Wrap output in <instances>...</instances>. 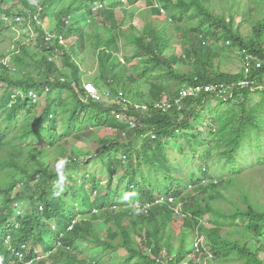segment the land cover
Segmentation results:
<instances>
[{
  "label": "trees",
  "instance_id": "trees-1",
  "mask_svg": "<svg viewBox=\"0 0 264 264\" xmlns=\"http://www.w3.org/2000/svg\"><path fill=\"white\" fill-rule=\"evenodd\" d=\"M108 1L0 0V32L22 27L28 39L36 35L34 45L18 41L0 59V108H7L0 118V264H264L259 250L232 233L243 238L253 228V241H264L261 201L252 204L247 188L243 207L224 208L228 189L264 172V67L237 75L214 69L237 47L264 60V0H246L253 8L250 39L234 29L232 8L239 5L231 0H146L145 26L130 31L115 10L144 0ZM180 37L182 53L168 56ZM88 42L98 73L87 82L99 99L83 79ZM221 83L224 94L202 93L167 112L154 107L177 100L186 86ZM106 91L118 102L104 101ZM42 98V114H30ZM38 135L44 144L32 143ZM86 136L99 151L69 155L66 145ZM175 142L182 143L176 152ZM159 197L174 203H156ZM201 236L204 245L196 246ZM82 243L107 255L90 260Z\"/></svg>",
  "mask_w": 264,
  "mask_h": 264
},
{
  "label": "rangeland",
  "instance_id": "rangeland-1",
  "mask_svg": "<svg viewBox=\"0 0 264 264\" xmlns=\"http://www.w3.org/2000/svg\"><path fill=\"white\" fill-rule=\"evenodd\" d=\"M215 1L222 2L224 5V2L226 0H215ZM231 2H234L235 4L239 5V6H235L232 8L233 13L236 14V18H235V22H234V29L239 30L244 38H247V39L255 38L254 33H253V27L254 26H253V24H251V21H252L251 16L252 15L250 14V12L253 11V8L251 6H248L246 0H235V1L231 0ZM114 5H115V0H109L106 3V6H114ZM156 6L159 7L160 5L157 4ZM215 7H218V6L215 5ZM150 9H151V7L147 4V2L145 0V1H141V2L137 3L135 6L117 7L115 12H116V16H117L118 21L121 22V24L124 23L123 27L125 29H127L128 31H130L131 26H133L134 28H137V29H142L145 26V24L143 22V18L140 15V12L150 11ZM227 11H230V10H227ZM256 11H257V13L262 12V8L256 9ZM129 14H134L135 18L133 20H131L129 17ZM229 14H230L229 12H226L227 16H229ZM258 16H260V15L258 14ZM85 19H86V17H85ZM17 20L21 21L19 18ZM52 20H53V15L49 17L48 22L46 23L47 27L49 25L53 24ZM84 24H86V22ZM159 24L162 25L161 23H159ZM88 25L90 26L91 24H88ZM24 30L25 29H23L22 27H19V28L18 27H11V29H9V30H5L3 32H0V59L1 60H6L9 56V54H11L17 50V46L15 45V43L18 41L24 42V43L29 44V45H34V41H35L34 38L36 35L34 33H32L31 37L28 39V37H26V35H25ZM128 33L130 34V32H128ZM50 39L51 38L48 37V40H50ZM76 39H77L76 36L69 38L70 43H74L76 41ZM262 41L264 44V37L262 38ZM67 42H69V41H67ZM212 42L215 43L214 41H212ZM212 42H211L212 47H214V48L217 47V44H213ZM91 43L92 42H88V44L86 45V51L82 56L85 58L84 64L82 65V71L84 74L83 79L86 82L85 84H89L90 82H87V81H89V78L94 77L98 73V60H97V57L95 55V51H94ZM225 43H226L225 41H222L221 46H224ZM227 44H228V42H227ZM182 45H184V46L186 45L184 37L183 38L180 37L178 40L173 41L170 45V49L168 50L167 55L168 56H171L172 54L180 55L182 53V47H183ZM119 55L123 60V55L121 53H119ZM251 56H252V54L249 53V50L246 51V50L241 49L240 47H237L236 50H227V52L225 51L222 54V56H220L219 58H217L215 60L214 69L219 70V73H221V74L237 75L242 70H244L246 68V66L248 65V58ZM254 58H255L254 59L255 62H257L260 59L257 57H254ZM58 64L59 65L61 64L60 60H58ZM177 69L179 71L184 72V73H189V72H192V70H193V68L190 65H186V66L181 65L180 67L178 65ZM245 72H246V74H249L251 72V70L249 72H247L245 69ZM241 84H243V82ZM4 88H5V86L0 84V99L4 93ZM149 88L150 87L145 83L140 85V91L143 95H147V93L149 92ZM105 93H106V95H105ZM105 93H103V95L105 96L104 101L111 100L112 102H118L117 98L112 99L110 92L106 91ZM121 93H123V92H121ZM30 95H31V92H30ZM179 97H180V94H179ZM128 100L130 101V99H128ZM40 101H41L43 106L36 108V112H30V114H33V113H36L38 115L42 114V112L44 111V109L46 107L45 98H42ZM131 102L135 103L134 105L136 107L141 106L139 104L144 105L143 103H140L139 101H131ZM173 102H174L175 106L176 105L180 106V99L179 98ZM211 102L212 103H211L210 108L215 109V107L218 104V101H215L214 99H212ZM12 104H13V102H12ZM9 107H11V106H9ZM173 108L174 107H172V109ZM5 113H7V108H0V118L3 117L5 115ZM23 116H25V115H23ZM121 118L122 117L120 116V119ZM130 121H134V120H130ZM131 127L134 128L133 125ZM97 134H98V132H97ZM100 135H101V133L99 134V136ZM102 136H104V135H102ZM42 138L43 137L41 135H38L36 138H33L32 143L37 144L39 142H42L44 144V140ZM72 141H73L72 143H74V148H72L70 145H66V149H67L69 155L70 154L76 155V156H79L80 154L85 155L88 153V150L98 152L100 147H101L100 145L95 143V141L93 139L88 138L87 136L84 137L81 141H74V140H72ZM181 146H182V143H180V142H175L172 144V147L174 148L175 152ZM175 166L177 168H179V165H175ZM76 176L78 178L82 177V175H76ZM247 188L250 189L251 194H252V199H250V202L253 204V202L261 201L259 208L262 209V206H264V172H257V171L253 172L251 174L250 179H245L244 181L237 182V186H234L231 189L227 190V192L225 193L227 201L224 202V205H225L224 208H226L227 210H233V204L232 203H239L243 207L244 204L241 202L240 199L244 194L243 190L247 189ZM257 193L259 194L258 197L255 195ZM161 198L162 197H159L158 199H161ZM246 207H247V205L245 206V208ZM178 218H180L179 220H182L183 217H178ZM239 222H241V221H239ZM245 232H246V236L242 238V236L236 235V232L232 231V233L235 235V237L240 238V240L243 243L248 242L252 248L259 250L261 258L264 259V245H263L264 241L263 240H261L259 242H257L256 240L253 241L252 238H253V235L255 232L253 228H247ZM202 237H203V240L205 241L204 236H202ZM81 246L84 247V251H85L84 253L87 256V258L90 260L97 261V260H99V259H101L107 255L105 253L99 255L100 252L95 248H91L89 250L88 249L89 247H86L85 243H82ZM218 264H223V263H218ZM226 264H246V262L240 261V260H233V261L228 262Z\"/></svg>",
  "mask_w": 264,
  "mask_h": 264
},
{
  "label": "built area",
  "instance_id": "built-area-1",
  "mask_svg": "<svg viewBox=\"0 0 264 264\" xmlns=\"http://www.w3.org/2000/svg\"><path fill=\"white\" fill-rule=\"evenodd\" d=\"M160 5L158 8H162L161 12L163 14H166V11L163 9V5L160 2H156V5ZM157 7V6H156ZM255 56H251L248 58V65L246 66V71L249 72L252 68L256 67L257 69H261L264 67V60L263 59H259L257 62H255ZM250 81H244L243 84H241L242 86H249L250 85ZM88 92L92 95L93 98L99 99L98 97V93H97V89L93 86L90 85ZM227 90H223L222 86L220 84H210V85H196V86H186L181 90L180 93V105L182 103L183 100L187 99V98H196L198 95L202 94V93H213L216 95H220V94H224L226 93ZM30 97H32L34 100H37V95L34 92H31V95L29 94ZM175 104L174 102H169V101H161V102H157L155 104V108L164 112L169 111L170 109H172V107H174ZM162 108V109H161ZM118 118L120 119V116H118ZM131 125H133L134 127L136 126L134 121H130L129 122ZM166 200L165 198H161L158 199L156 201V203H163V201ZM167 202L169 203H174L173 198H168ZM151 207V204H147L146 206L143 207L144 211H148ZM175 213L177 214V216L182 217L183 215L181 214V209L180 206H177L174 208ZM204 242L203 237L201 236L198 239V242L196 244V246H198V243H202Z\"/></svg>",
  "mask_w": 264,
  "mask_h": 264
},
{
  "label": "bare ground",
  "instance_id": "bare-ground-1",
  "mask_svg": "<svg viewBox=\"0 0 264 264\" xmlns=\"http://www.w3.org/2000/svg\"><path fill=\"white\" fill-rule=\"evenodd\" d=\"M144 1H145V0H144ZM147 2H148V1H147ZM153 2H154V1H153ZM98 8H99V7H98ZM99 9H100V8H99ZM160 9H162V8H160ZM97 10H98V9H97ZM246 51H247V50H246ZM244 53H245V52H244ZM252 56H253V54H252ZM252 70H253V69H252ZM252 70H251V71H252ZM195 81H196V80H195ZM195 83H196V82H195ZM197 83H199V81H198ZM90 85H92V84H89L88 86H86V89H87V90L89 89V86H90ZM196 85H197V84H196ZM220 85L222 86V89H223V90H227V89H228L227 85H225V84H223V83H221ZM93 86H94V85H93ZM194 86H195V85H194ZM181 89H182V87H181ZM181 89H180V90H181ZM208 94H209V93H208ZM101 98H102V97H101ZM122 100H123V98H122ZM127 104H128V103H127ZM129 104H130V103H129ZM162 198H163V197H162ZM171 198H172V197H171ZM164 202H165V201H164ZM164 204H166V203H164ZM172 204H173V203H172ZM156 205H157V204H156ZM159 205H160V204H159ZM201 245H204V242H202Z\"/></svg>",
  "mask_w": 264,
  "mask_h": 264
},
{
  "label": "clouds",
  "instance_id": "clouds-1",
  "mask_svg": "<svg viewBox=\"0 0 264 264\" xmlns=\"http://www.w3.org/2000/svg\"><path fill=\"white\" fill-rule=\"evenodd\" d=\"M166 200H167V198H165ZM143 209V208H142ZM174 210V209H173ZM180 217V216H179ZM17 255H19L20 257H22V255H20V254H17Z\"/></svg>",
  "mask_w": 264,
  "mask_h": 264
}]
</instances>
